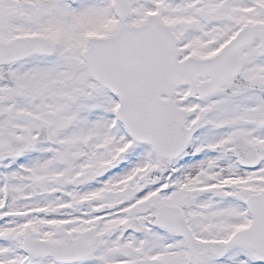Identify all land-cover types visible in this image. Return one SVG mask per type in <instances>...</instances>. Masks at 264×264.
I'll use <instances>...</instances> for the list:
<instances>
[{
  "label": "snow or ice",
  "instance_id": "6c2138e0",
  "mask_svg": "<svg viewBox=\"0 0 264 264\" xmlns=\"http://www.w3.org/2000/svg\"><path fill=\"white\" fill-rule=\"evenodd\" d=\"M0 264H264V0H0Z\"/></svg>",
  "mask_w": 264,
  "mask_h": 264
}]
</instances>
